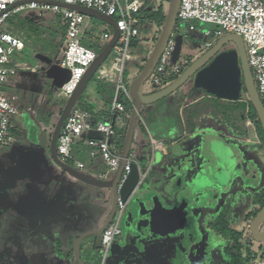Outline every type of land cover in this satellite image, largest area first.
<instances>
[{
	"label": "flooded vegetation",
	"instance_id": "1",
	"mask_svg": "<svg viewBox=\"0 0 264 264\" xmlns=\"http://www.w3.org/2000/svg\"><path fill=\"white\" fill-rule=\"evenodd\" d=\"M25 123L24 144L19 148L10 144L0 157V264H241L245 260L242 227L252 206L246 208L241 192L230 200L229 187L202 189L196 184L199 172L211 178L214 171L208 155L190 167L183 163L181 173L172 175L167 185L148 190L144 197L136 194L125 202L117 221L116 208L108 227L116 223L118 235L104 247L105 230H100L112 207L110 192L77 180L82 170L68 162L67 171L54 166L49 150L30 138ZM225 146L233 162V166L225 163L232 177L239 173L238 179L250 186L260 185L261 159L258 165L244 164L238 150ZM106 199L110 203L104 214Z\"/></svg>",
	"mask_w": 264,
	"mask_h": 264
},
{
	"label": "built area",
	"instance_id": "2",
	"mask_svg": "<svg viewBox=\"0 0 264 264\" xmlns=\"http://www.w3.org/2000/svg\"><path fill=\"white\" fill-rule=\"evenodd\" d=\"M66 6L93 10L115 21L119 37L109 55L110 65L102 73V77L114 78L115 96L109 109L111 116L116 117L121 125H126L130 118V110L118 98L122 96L132 103L128 88L123 81V66L127 61L138 60V56L129 53L130 41L137 38L145 41V37L141 36L140 26H138L140 19L137 17L145 8L143 0H0V145L9 146L14 142L10 134L12 117L34 114L32 109L19 105L18 96L7 92L4 89L5 86L17 73H37L38 71L37 66L11 59L14 54L23 51L24 44L2 30L7 19L24 10H34L39 14L49 12L63 19L66 26L64 36L66 49L62 51V58L58 64L68 72L66 80L59 88V95L63 98L68 99L73 94L84 73L97 57L93 50L81 44L87 17ZM194 22L199 25H213L216 29L211 31L195 28ZM146 25L156 28V25L151 22H147ZM185 29L202 34L204 50L209 49L224 35L240 36L244 42L247 62L258 98L264 107V0H180L173 34H180ZM172 36L154 68L150 84L143 87L144 91H148L151 87H158L166 76L181 72L182 66L177 60L176 43ZM103 38L108 39L109 35L103 34ZM247 123L252 128L253 122L250 119H247ZM77 144L88 146L91 149V157L99 154L109 171L113 174L117 172L122 146L119 144L118 134L111 120L93 124L89 114L75 105L66 116L58 135L56 143L58 159L62 163L70 161L71 150ZM163 144L164 140L149 138L151 158L155 152L162 151ZM131 163H136V157L130 152L117 182V193L122 189L129 175ZM76 167L83 169L81 163H76ZM139 174L142 179L145 172L140 170ZM99 179L105 180V175H100ZM116 208L117 221L125 208V202L118 198ZM250 223L251 221L247 220L242 227L246 245L250 235ZM117 235V224L112 223L103 232V246L107 247L111 239ZM249 251L251 256L246 264H264V251H261L259 244L254 243L249 247Z\"/></svg>",
	"mask_w": 264,
	"mask_h": 264
},
{
	"label": "rangeland",
	"instance_id": "3",
	"mask_svg": "<svg viewBox=\"0 0 264 264\" xmlns=\"http://www.w3.org/2000/svg\"><path fill=\"white\" fill-rule=\"evenodd\" d=\"M161 2L162 4L165 3L164 7L167 9L169 0H161ZM153 3L155 8L159 4L158 1ZM60 20V17H56L49 12L39 15L37 11L24 10L12 15L2 26L3 31L17 36L25 45L23 51L14 54L11 59L15 62H25L30 65H39V69L36 74L18 73L13 76L9 82L10 86L12 85L11 87H17V90L14 92L19 93V95L22 94L26 101H28L29 97L31 98V101L29 102V108L36 111L35 116L31 118L30 124H28L29 121L26 119L27 117L30 118L29 114L20 117L22 119L15 116L12 117L11 125L16 133L10 132V134L14 139V143L11 144L14 147H20L24 144V135L25 132L27 133L24 124H26L25 122L27 121V125L30 127V138L40 140L41 148L48 149L49 140L53 134L59 113L66 102V98L59 96V89L53 85L52 80L46 77L47 67L49 66L36 59V55H42L47 57L51 64H59V61L62 58V51L66 49L64 36L62 33V35L60 34L61 29L60 31L58 30L59 28L57 22ZM87 25L88 28L86 35L83 36L81 44L84 47L93 50L98 56L108 43L107 40H103L102 38L103 31L106 30L108 33L113 35L114 29L109 23L93 17L89 18ZM204 26L206 29H210L211 31L216 29V27L213 25L205 24ZM140 30L141 35L147 31L143 28ZM192 32L185 31L183 38L179 37L177 34H173L172 36L173 41L179 48V54L188 59H193L205 51L202 44L203 40H199ZM149 44H151V41H149L147 45L143 44V41L140 39L130 41L128 47L129 53L138 56V60L127 61L123 66V81L127 87L131 81L137 77V72L140 68L141 61L148 57L150 51L148 50L147 46ZM230 48H233V46L231 44H227L222 50H227ZM108 60L109 57L105 60V62L102 63V65L87 83L86 89H84L82 95L76 103L78 108L82 109L81 106L83 105V99L89 94L90 91H92V88H94V91L99 94L100 99L104 98L105 102L109 105L110 98L114 96L115 93V85H112L111 83H99L96 80L98 73L106 66ZM152 76L153 73L151 74V77ZM151 77L146 81L144 87L150 84ZM169 79H162V83L159 85V88H163L168 85L171 82ZM191 83V79L186 81L178 90L168 96V99L171 98V106L169 107L170 112L177 123L180 124V127L184 123L190 130V124L194 123L196 129L204 127L214 128L218 134L224 136L221 138H223L224 142L230 148L234 150L236 149L238 152L242 153L244 157V164L252 163L253 165H258L257 160H264V138L259 130L256 133L257 138L261 143L260 145H246L243 142H235L232 139H247L250 135V131H252V128L247 125L246 122V103L243 102V97L245 96L244 90L241 91L240 98L238 100L232 101L217 98L213 95L205 93L204 90L199 89V92L207 94L209 98L187 106L178 112L184 102L187 103L185 101L187 94L185 91L189 89V85ZM153 89L154 87H151V89L149 88V90ZM42 96L51 98L50 107L47 105L45 108L40 106ZM118 99L124 103L122 96H119ZM165 99L167 98L160 100L158 103L152 106H143L140 111V117L144 123V126L146 124V126L149 127L150 131L152 132L151 135L155 138L161 137L156 133L157 131H160L158 127H160L162 124H160L159 121L163 119L159 115L162 110L160 107L162 106ZM24 119L25 122L23 121ZM113 120L116 121V117L113 118ZM181 122H183L182 125ZM255 127L256 125H254V128ZM125 137L126 132L125 134L122 133V131L118 132L119 140L120 138L123 140L121 142L122 146ZM167 139H171V137H168ZM184 142H186V140H183L180 143L182 144ZM143 145L144 144H141L142 147L139 151V148L137 145H135L134 141L131 148L133 149L135 155L139 153L142 158H146L149 153V146L148 144L144 146ZM8 149V147L0 145V155L5 153V151H9ZM166 149L167 151L171 152V147H169L168 140H165L163 151ZM203 150L207 151V146H205V149H202V152ZM161 152H157V155H159ZM71 153L73 154V160L70 162L68 161V164L75 169L73 162H82L85 165V170L81 171L83 175H88L89 177H92L91 179L93 180H99L97 174H105L106 180H109L113 176V173L109 171L107 164L101 158H96V160L90 158L89 149L85 147H73ZM165 154L166 153H164L163 156H165ZM246 154L252 155V158ZM0 157H2V155ZM166 163L167 162L165 160H161V158L159 161L156 159V162L151 163L148 173L140 185L138 193H136L139 197L145 196V191L147 188H149L150 182L153 183L154 179H156L160 173H163L162 171L164 170V167H166ZM92 165L94 167H92ZM141 165L143 166V170L146 171L148 167V161L144 160ZM228 182L229 189L231 191L229 199L232 200L234 195L238 194V192H242L245 194L244 196L242 195V202L244 204H250L252 196L255 195L253 191H257L259 188L264 186V181H262L260 185H257L254 188L253 186H250L249 182L238 179V177L234 175L233 177L231 176V178L229 177ZM259 245L261 247V251H264V244Z\"/></svg>",
	"mask_w": 264,
	"mask_h": 264
},
{
	"label": "water",
	"instance_id": "4",
	"mask_svg": "<svg viewBox=\"0 0 264 264\" xmlns=\"http://www.w3.org/2000/svg\"><path fill=\"white\" fill-rule=\"evenodd\" d=\"M179 4L180 0H169L168 7L165 9V19L157 40L154 43L142 70L128 86L129 95L132 99L133 105L130 118L126 124V137L123 142L121 161L117 172L113 174L109 180H93L85 177L84 175H76L77 180H80L88 185L100 187L104 189V191H109V194H111L112 207L104 221L100 233H102L110 224L116 210L118 198H120L122 202L135 199L134 197L136 196V193H138L140 185L144 181L149 169L148 166L144 177L140 179L139 171L143 170V166L141 165L143 161L147 160L149 165L152 163L148 155L146 158H142L139 154H137L136 163L130 164L129 175L122 189L119 191V193H117V182L126 163V159L128 158L129 153L132 151L131 146L133 143L134 130L139 122L140 111L143 106H152L158 103L160 100L167 98L190 79L192 80V84L195 88L202 89L208 94L221 99L232 101L238 100L240 98L241 91L244 90V97H246L247 101L250 102L252 108L254 109L257 116L256 120L260 123L264 133V107L262 106L256 92L251 71L247 62L244 42L242 38L236 34H227L217 39L209 49L205 50L195 59H193L190 62V65L175 80L165 87L153 93L143 92L142 88L145 86L146 81L151 77L157 62L162 55L166 44L168 43V40L173 34V30L176 25ZM66 7L75 9L84 16L101 19L109 23L114 29V34L110 42L86 70L73 94L68 99H66V102L59 113L53 134L50 137L48 150L52 162L54 166L64 171L69 170L67 164L62 163L56 154V143L62 124L66 116L70 113L71 109L76 105L89 80L99 69L102 63L105 62V60L109 57L110 52L117 43L119 37V32L113 19L99 14L93 10L73 6ZM197 38L199 40H203L202 34H199V37ZM227 44H231L233 48L222 50ZM36 59L49 66L47 67L46 77L51 79L53 85L59 89L66 80L68 74L67 70L61 68L58 64H51L50 60L42 55H36ZM26 119L29 121L28 124H30L31 117H27ZM251 134L254 140H257L254 122L252 125ZM32 140L35 141V139ZM206 145L210 165L212 164L209 166V168L214 169V171L209 174L211 178H208L205 172H199L197 175L196 184L202 189L211 187L213 188L215 186L229 187L228 179L229 177L231 178L232 172L228 169L225 163L230 161V164L233 166V162L232 160H229L228 149L226 148L224 142L218 138L208 139ZM169 165L170 164H166L167 167ZM199 165L202 166V168L205 166L203 165L202 161H200ZM162 172L163 173H160V175L154 179L153 183L150 182L149 188L146 189L145 193L150 189H158L162 185H167L168 172L166 171V167H164ZM107 202L110 203L109 200ZM263 224L264 205L256 213L255 217L250 223L249 232L254 243L264 244V229H262Z\"/></svg>",
	"mask_w": 264,
	"mask_h": 264
},
{
	"label": "crops",
	"instance_id": "5",
	"mask_svg": "<svg viewBox=\"0 0 264 264\" xmlns=\"http://www.w3.org/2000/svg\"><path fill=\"white\" fill-rule=\"evenodd\" d=\"M39 15H41V14H39ZM56 17H59V16H56ZM89 18L90 17L86 18V23L87 24L89 22ZM60 19L61 20L59 22H57V25H58V28H59L58 30L60 31V29H61L60 34L62 33L63 36H65L66 26L64 25L63 19L61 17H60ZM193 24L195 25V28L206 29L204 25H199V24H197L195 22ZM87 28H88V25H86V27H85V32L82 35V38H83V36L86 35ZM142 28L147 30V31H146V33H144L141 36H143V37L148 39L147 40V39L144 38L145 41H143V43L145 45H147V43L149 41H151V44H149L147 46L148 50L151 52L150 48H151V46L154 45L153 39H154V37L157 34V26H156L155 29L154 28L151 29V27L147 26V25L142 26ZM185 31H189V30L185 29V30L181 31L180 34H177V35L179 37L183 38L184 37L183 34L185 33ZM189 32H192V31H189ZM192 33L196 37H199L200 32L195 31V32H192ZM103 34H108L109 38L108 39H104L103 38ZM12 36H14V35H12ZM14 37L18 38L17 36H14ZM112 37H113V35L108 33V31H106V30L103 31V33H102L103 40H107L108 43H109L110 40L112 39ZM82 38H81V42H82ZM19 40L22 42L21 39H19ZM64 41H65V38H64ZM24 47H25V45H24ZM176 48H177L176 49L177 60L180 63L181 62H185L186 59H185V57L183 55L179 54V48L177 47V45H176ZM195 58H193V59H195ZM193 59H191V61ZM110 62H111V58L109 57V60H108V62L106 64V66L97 75V79H96L97 82L104 83V84L105 83H111L112 85H115L114 78L111 77L109 79H104L102 77V73L107 69V67H109ZM30 66H35V67L37 66L38 69H39V65H30ZM21 74H36V73L21 72ZM9 82L5 86L4 89L7 92H9V93H14V94H16L18 96V98H19L18 103H20L19 105H21L24 108H29V106H30L29 102L31 101V98L29 97L28 101H26L25 97L22 96V94L19 95V93L14 92L15 90H17V87H15V86L11 87L12 85L10 86ZM142 90H143V88H142ZM143 92L147 93V92H149V90L148 91H144L143 90ZM185 92L187 93L186 94V100H185L187 103L184 102V104L182 105V107L180 108V110L178 112H180L181 110H183L187 106H190V105H192V104H194L196 102H199V101H201L203 99L209 98V96L207 95L208 93L207 94H203V93L199 92V89L195 88L192 83L189 85V89L187 91H185ZM114 96H115V93H114ZM114 96H112L110 98V102H109V105H108L105 102V99L104 98L100 99L99 94L94 91V88H92V91H90L89 94L83 99V105L81 106L82 109L78 108L77 106L76 107L78 109H80L81 111L87 112L89 114L90 120H91V122L93 124H96L97 122H109L111 120L112 124L115 127V130H116L117 134H118L119 131H122V133L125 134V130H126L125 126L126 125H121V122L119 120H117V119H116V121H114L113 118H115V117H112L111 114H110V111H109L110 105H111V102H112ZM168 98L169 97H167V99H165V101L163 102L162 106L160 107V108H162V110H161V113H160L159 116L162 117L163 120L159 121L160 124L161 123L162 124L160 125V127H158V129L160 131H157L156 134H158V136H161V137H157V138L153 137L151 135L152 132L150 131L149 127H147L146 124L144 126V123H143L141 117L139 118V122H138V124H137V126H136V128L134 130V135H133V143L135 141V145H137V147L139 148V151L141 150V147H142L141 144H144V145L148 144V146H149L148 156H149L150 160H152V163L156 162V159L159 161V159L161 158V160H165L167 162L166 164H170L168 167L166 166V171L168 172V174H167L168 175L167 176L168 181L167 182H169V179L172 178L171 176L174 175L175 173H178V174H179V172L181 173V169H182L181 166L183 165V163H185L188 167H190L192 165V163L195 162L196 159H202L203 156L207 157V155H208L207 151L203 150V152H202V149L203 148L205 149V146H207L205 143H207L208 139H217L218 138V139H221L224 142L223 138H221V137H224V136L221 135V134H218L214 130V128L204 127V128L196 129L194 123L193 124L191 123L190 124V130H189L188 127L186 126V124H184L183 122H181V125L183 123L184 126L182 125L181 126L182 128H181L180 124L177 123V121L174 119L172 113L170 112V108L169 107L171 106V98L170 99H168ZM166 100H168V101H166ZM245 101L246 100L243 97V102H245ZM50 104H51V98L42 96L40 106L45 108L46 105L48 107H50ZM131 104L133 105V103H131ZM246 111H247V105H246ZM131 112L132 111L130 110V114H131ZM35 114H36V111H34V114H32L30 117L33 118L35 116ZM17 118H20V117H17ZM20 119H22V118H20ZM246 122H247V119H246ZM247 125H249V124L247 123ZM150 137L152 139H156V140H160V139L164 140V143H165V140H168L169 141V147H171V152L167 151V149L165 151H163V149H162L163 152L160 151L161 153H159V155H157V152H155L153 154V157L151 158L150 157L151 156V154H150L151 153L150 152V145H149V138ZM168 137H171V139H167ZM232 139L235 142H239V143L243 142L246 145L247 144H250V145L256 144V145H258V142L256 140H254V138L252 137L251 131H250V135L248 136L247 139H241V138L240 139L232 138ZM183 140L184 141L186 140V142L181 144L180 142L183 141ZM122 141L123 140H121V138H120V140H119L120 146H122L121 145ZM224 144H225V142H224ZM74 147H76V148L77 147H85V148L89 149L90 152H91V149L88 146L83 145V144H77ZM163 148H164V144H163ZM131 153L136 157L133 149H132ZM164 153H166L165 156H163ZM246 155L249 156L250 158H252V155H250V154H246ZM89 156H90V154H89ZM72 157H73V154H72ZM90 158L93 159V160H96V158H101V156L98 154L95 157H91L90 156ZM181 158H183L182 163H181ZM71 160H73V159L71 158ZM73 163H74L75 168H77L76 167V163H81L83 165V169H81V170H85V165L82 162L77 161L75 163V161H74ZM148 166L150 167L149 162H148ZM92 167H94V166L92 165ZM92 171H94V170H92ZM142 172L144 173L146 171L142 170ZM258 173L261 175V182L264 181V160L263 159H261V164H260ZM100 175H105V174H97L98 179H99ZM239 175L240 174L238 173V178L240 177ZM85 177H88L90 179L92 178V177H89L88 175H86ZM97 177H96V179H97ZM170 181H172V179ZM105 192H107V191H105ZM256 192H258V190ZM241 195L244 196L245 194L241 192ZM106 201H108V200L106 199ZM253 203H254V199H253V196H252L250 204H245L246 208H250V206H252ZM102 209H103V213L104 214H105V212L107 213L108 209H109V203L106 202V204L103 205Z\"/></svg>",
	"mask_w": 264,
	"mask_h": 264
},
{
	"label": "trees",
	"instance_id": "6",
	"mask_svg": "<svg viewBox=\"0 0 264 264\" xmlns=\"http://www.w3.org/2000/svg\"><path fill=\"white\" fill-rule=\"evenodd\" d=\"M143 1L145 3V8L143 10H141L140 13L137 16L140 19V25H138V26H140V29H141L142 26L146 25L147 22H151V23L155 24L157 26V34H156V36L153 39V42L155 43L156 40H157V37H158V35L160 33V30L162 28V25H163V22H164V19H165L166 11H165L164 5L162 4L161 0H143ZM155 1H158V3H159L156 8L154 7V3H153ZM137 39H139V38H137ZM137 39H134V40H137ZM141 41H143V40H141ZM185 59H186L185 62H181L180 63V65L182 66L181 72L179 74L168 75V76L165 77V79H167V78L169 79L170 78L169 80L171 82L173 80H175L190 65V62H191L192 58H189V59L185 58ZM146 60H147V58L144 59L143 61H141L140 68L138 69L137 75L142 70L143 66L146 63ZM158 88H159V86L155 87L153 90H149V92H147V93H153V92H156L159 89H161V88H159V89ZM244 99L246 100L245 103L247 105V111H246V115L247 116H246V119H250V120H252L254 122V125H256V127H255L256 128V132L259 130L262 133V136L264 138V133H263V130L261 128V125L256 120L257 116H256V113H255L254 109L252 108L250 102L247 101L246 97H244ZM124 106L132 111V104L129 103L126 99H124ZM10 132L16 133L14 131L13 127L10 129ZM263 205H264V186H263L261 192H259L258 195L256 196V200L254 199V203L252 205V210L247 214L246 219L250 220V219L254 218L256 213L263 207ZM252 216H254V217H252ZM231 234H232V237H233L234 233L231 232ZM252 245H253V240L251 239V237L249 235L248 236L247 249H246V251H247L246 258L241 264H245V263L248 262V259L251 256V253L249 251V247L252 246Z\"/></svg>",
	"mask_w": 264,
	"mask_h": 264
}]
</instances>
